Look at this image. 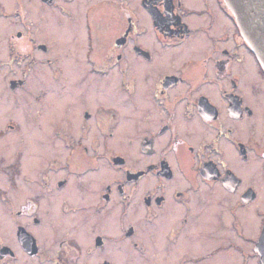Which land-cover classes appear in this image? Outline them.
<instances>
[{"label": "flooded vegetation", "instance_id": "obj_1", "mask_svg": "<svg viewBox=\"0 0 264 264\" xmlns=\"http://www.w3.org/2000/svg\"><path fill=\"white\" fill-rule=\"evenodd\" d=\"M0 205V264H261L264 68L226 0H0Z\"/></svg>", "mask_w": 264, "mask_h": 264}, {"label": "water", "instance_id": "obj_2", "mask_svg": "<svg viewBox=\"0 0 264 264\" xmlns=\"http://www.w3.org/2000/svg\"><path fill=\"white\" fill-rule=\"evenodd\" d=\"M234 11L241 33L264 68V0H226ZM264 264V232L258 242Z\"/></svg>", "mask_w": 264, "mask_h": 264}, {"label": "rangeland", "instance_id": "obj_3", "mask_svg": "<svg viewBox=\"0 0 264 264\" xmlns=\"http://www.w3.org/2000/svg\"><path fill=\"white\" fill-rule=\"evenodd\" d=\"M94 1V0H93ZM11 29L12 30H14L15 29V27H11ZM44 58H46V56L44 57ZM14 95H12V97H11V99H10V101H7L8 102V105L7 104H5V100H3V102L2 103H4V107L6 108V106H8L9 107V115H10V118H15L16 117V113H18L19 112V109L16 107V105H15V103H14V97H13ZM0 207H1V205H0Z\"/></svg>", "mask_w": 264, "mask_h": 264}]
</instances>
